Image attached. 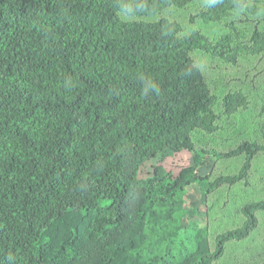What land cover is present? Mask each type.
<instances>
[{
	"label": "trees",
	"instance_id": "trees-1",
	"mask_svg": "<svg viewBox=\"0 0 264 264\" xmlns=\"http://www.w3.org/2000/svg\"><path fill=\"white\" fill-rule=\"evenodd\" d=\"M249 1L213 0L190 20L222 22L232 7L257 13L260 0ZM191 2L0 0V264H214L258 229L264 197L246 202L241 223L212 242L199 228L177 262L167 250L146 257L153 236L179 227L174 208H155L158 196L193 183L204 197L224 185L249 187L264 153V123L261 140L197 146V130L211 133L219 119L217 95L193 55L209 41L199 32L181 37L165 18L138 19ZM224 22L233 30L252 22L248 46L263 48L261 19ZM230 43L225 35L211 52L235 62L242 46L229 53ZM239 100L227 91L225 111ZM166 148L191 152L194 163L177 176L156 165L141 177ZM238 156L236 172L199 173Z\"/></svg>",
	"mask_w": 264,
	"mask_h": 264
},
{
	"label": "rangeland",
	"instance_id": "rangeland-1",
	"mask_svg": "<svg viewBox=\"0 0 264 264\" xmlns=\"http://www.w3.org/2000/svg\"><path fill=\"white\" fill-rule=\"evenodd\" d=\"M213 0H193L184 8L168 7L160 12L144 18H138L146 25H152L165 18L169 22L179 24L181 37L191 32H199L209 41L208 48H198L193 52L196 62L202 68L210 83L212 90L217 95L214 109L219 115L217 128L209 133L197 130L194 139L197 146H211L219 150L235 146L242 138L250 141L261 140L260 128L264 123V46L260 50H253L250 35L252 22H236L235 29H230L224 21L249 16L261 19L259 28L264 30V0L255 4L259 5L257 13H250L247 8L232 7L222 22L208 18H195L190 16L206 9ZM253 0L249 1L248 7ZM231 4H235L232 0ZM225 35H230L231 43L229 53L242 46L237 53L235 62L225 61L214 55L211 45L220 44ZM231 91L239 96L235 111L226 112L222 105L223 95ZM243 156L230 159H217L214 167L202 166L199 168L201 175L215 176L220 173L236 172L242 163ZM194 163V155L187 151H175L171 148L163 150L156 158L145 162L146 173L141 177H148L153 173L154 166L163 165L168 172L176 176L184 167ZM251 186L234 185L222 186L208 194L202 195L198 184L193 183L187 188L173 195L157 197L154 205L157 210L174 208L173 219L178 222V228L167 229L162 237L155 235L151 241L152 247L146 251V257L160 255L164 250L175 255L177 262L181 256L193 249L194 235L201 227L206 229L205 235L213 241L215 234L227 228L237 226L242 221L241 207L249 201L264 197V153H260L254 160L253 171L250 173ZM260 226L248 239L241 242H232L229 245L228 255L214 264H264V211H258ZM180 230L183 243L178 240Z\"/></svg>",
	"mask_w": 264,
	"mask_h": 264
}]
</instances>
